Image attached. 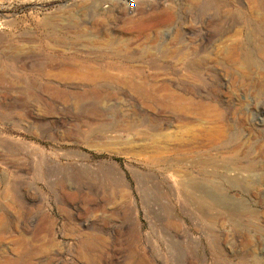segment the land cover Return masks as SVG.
<instances>
[{"label": "rangeland", "instance_id": "rangeland-1", "mask_svg": "<svg viewBox=\"0 0 264 264\" xmlns=\"http://www.w3.org/2000/svg\"><path fill=\"white\" fill-rule=\"evenodd\" d=\"M252 2L0 0V264H264Z\"/></svg>", "mask_w": 264, "mask_h": 264}, {"label": "bare ground", "instance_id": "bare-ground-1", "mask_svg": "<svg viewBox=\"0 0 264 264\" xmlns=\"http://www.w3.org/2000/svg\"><path fill=\"white\" fill-rule=\"evenodd\" d=\"M247 1V0H246ZM258 2V1H257ZM254 3H255V1H254ZM251 4L253 5V2H252V0H251ZM261 5L263 6V8H264V4L261 2ZM256 6V5H255ZM251 8H254L253 6H250ZM251 8L249 9L250 11H251ZM257 8V7H256ZM264 10V9H263ZM257 11V10H256ZM252 12V11H251ZM254 12V11H253ZM264 13V12H263ZM262 14V13H261ZM251 24V23H250ZM260 27V26H259ZM258 28V27H257ZM261 28V27H260ZM259 32V31H258ZM89 66H91V64H88ZM100 66V65H99ZM88 67V66H87ZM105 68V67H104ZM104 68H101V67H95V66H92V67H90V69L89 68H86V69H88V76H86V77H88V79L89 80H94V82H95V79H96V81H99V78L101 79V77H103L102 79H104L106 76H108V72L107 71H104ZM80 70V69H79ZM79 70H77L78 72H79V75H84V73H82V72H80ZM76 71V73L75 74H78V72ZM82 71V70H81ZM83 71H84V69H83ZM85 72V71H84ZM74 74V75H75ZM86 74V73H85ZM85 76V75H84ZM118 76V75H117ZM76 77V76H75ZM80 78V77H79ZM85 78V77H84ZM97 78H98V80H97ZM86 79V78H85ZM107 79V78H106ZM117 80V79H116ZM119 80H120V82H121V80H123V81H125L126 83L127 82H130V79H120L119 78ZM118 80V81H119ZM132 82V81H131ZM133 85V84H132ZM131 85V86H132ZM138 85V84H137ZM182 98V97H181ZM181 103V102H180ZM179 103V104H180ZM19 248V247H18Z\"/></svg>", "mask_w": 264, "mask_h": 264}, {"label": "built area", "instance_id": "built-area-1", "mask_svg": "<svg viewBox=\"0 0 264 264\" xmlns=\"http://www.w3.org/2000/svg\"><path fill=\"white\" fill-rule=\"evenodd\" d=\"M125 6L129 11H133L136 8L137 0H124Z\"/></svg>", "mask_w": 264, "mask_h": 264}]
</instances>
